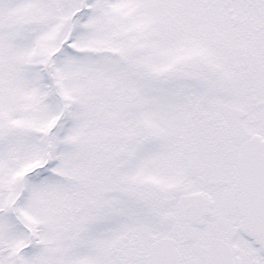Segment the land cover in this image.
Listing matches in <instances>:
<instances>
[{
  "label": "snow or ice",
  "instance_id": "obj_1",
  "mask_svg": "<svg viewBox=\"0 0 264 264\" xmlns=\"http://www.w3.org/2000/svg\"><path fill=\"white\" fill-rule=\"evenodd\" d=\"M0 264H264V0H0Z\"/></svg>",
  "mask_w": 264,
  "mask_h": 264
}]
</instances>
